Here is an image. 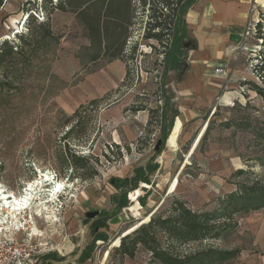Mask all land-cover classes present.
Returning <instances> with one entry per match:
<instances>
[{
  "label": "rangeland",
  "instance_id": "1",
  "mask_svg": "<svg viewBox=\"0 0 264 264\" xmlns=\"http://www.w3.org/2000/svg\"><path fill=\"white\" fill-rule=\"evenodd\" d=\"M257 3L261 8L256 24L264 20L260 17L264 0ZM53 8L44 0H2L0 7V47L4 41L21 44L16 33L32 37L24 54L15 55L0 70V189L20 199L43 173L49 178L43 188L46 192L40 194L44 202L53 199L52 190L61 186L51 206L57 221L34 217L27 210L18 217H26L20 236L4 232L19 240L32 235L31 215L40 231L33 240L45 257L68 252L70 258L80 256L93 241L92 225L97 219L90 220L86 214L111 215L114 211L116 190L110 181L131 180L137 169L152 162L158 169L149 176L151 184L141 182L128 196L129 207L99 230L108 241L96 243L88 264H157L141 246L133 259L122 258L112 246L153 212V216L168 217L177 201L192 211L211 213L240 185L242 189L264 186V102L245 85L259 83L252 64L261 41L254 35L244 37L225 76L221 75L223 87L213 94L212 84L202 83L194 89L186 82V49L178 67L166 61L167 38L174 35L170 22L163 43L147 39L151 20L138 9L126 48L129 53L137 47L133 59L108 62L102 57L93 63L94 51L84 26L75 14ZM37 10L41 15L35 18ZM28 15L36 21L29 23ZM48 17L54 37L49 45L39 39V25ZM5 33L13 37L5 40ZM127 66L130 77L123 85ZM101 99L98 106L82 110L68 122L80 106ZM168 99L180 111L183 128L177 150L166 156L167 140L157 157L155 148L163 139L161 116ZM76 124L80 126L77 131L66 136ZM68 145L70 155L92 157L90 164L96 171L92 179L68 181L76 172L64 171L59 163ZM239 171L243 174L236 176ZM93 174L92 170L85 172L86 177ZM175 181L177 187L172 190ZM131 206L138 210L137 217ZM234 220L237 227L228 236L182 246L170 243L171 252L189 256L209 248L222 253L239 251L227 262L213 264H264V252L256 246L258 240L264 244V210L240 214ZM157 237L166 248L164 236L159 232Z\"/></svg>",
  "mask_w": 264,
  "mask_h": 264
},
{
  "label": "trees",
  "instance_id": "2",
  "mask_svg": "<svg viewBox=\"0 0 264 264\" xmlns=\"http://www.w3.org/2000/svg\"><path fill=\"white\" fill-rule=\"evenodd\" d=\"M51 3L54 10L62 12H71L76 15L78 20L87 31L90 41V48L94 51L92 62L95 63L99 59L107 58L108 62L115 60L130 61L136 52L137 47H134L129 53L126 51L127 43L131 37V28L134 25L133 20L137 10L142 13H148L149 34L147 39H155L163 43L166 35L167 23L171 25V30L174 35H168L166 47L169 51L165 52L166 61L171 67H178L180 58L187 44L186 28L184 25V16L187 11L196 3L197 0H58L55 4L53 0H44ZM2 0H0V7ZM44 9V8H42ZM47 7H45V10ZM164 10L168 13L165 14ZM41 13L37 10L34 12V17L38 18ZM29 16L27 21L33 23L36 19ZM264 19V14L261 15ZM26 21V23H27ZM25 23V24H26ZM264 20L256 24V36L261 41V49L259 50L255 61L252 64L253 74L258 79L259 83L247 82L251 90L264 102ZM39 39L42 42L51 44L53 34L49 17L45 23L39 25ZM157 33H151L155 32ZM21 44L9 45L8 42L0 47V70L5 68L6 62L13 59L15 55H23L24 48L31 46V36L26 37L25 34L18 33ZM23 44V45H22ZM130 69L126 67V77L124 83L130 77ZM1 85V83H0ZM104 99L93 100L87 106H80L74 115L68 119V122L78 118L82 110H87L89 107L98 106ZM180 115L177 108H173L171 101H166L165 109L162 112L163 134L162 146L157 151V157L163 151L168 140V134L173 126V121ZM80 122V121H79ZM79 125L70 127L66 136L74 134ZM69 153V154H68ZM68 154V155H67ZM59 163L64 171L72 169L76 172L67 179H92L96 175L95 169L91 166L92 157H82L76 154L70 155V146L68 145L66 154L60 156ZM158 169V165H153L150 162L145 168L137 169L135 177L131 180L112 179L110 184L116 190L112 196L114 211L111 215L102 212L92 225L94 234L93 241L88 245L79 257V261L84 263L88 261L95 250V245L98 242L106 243L108 237L105 233H99L101 228L107 227L109 220L117 217L124 209L129 207L128 196L139 187L141 182L150 185L149 176ZM92 170L93 175L86 177L85 172ZM243 174V171L236 173ZM238 191L227 195L220 202V207L214 212H195L189 209L182 201H177L173 204L171 214L168 217L152 216L150 221L138 228L133 233L123 237L115 253L122 258L128 257L133 259L136 255L138 247L141 246L151 254V259L157 264H213L215 262L224 263L232 259L239 251L234 252H218L213 248L198 252L189 256H178L171 252L173 249L170 245H186L191 243H202L210 240H219L230 233L236 227L234 217L240 214H251L264 210V186L254 184L245 187H238ZM161 233L167 244L166 248H162L157 237V233ZM230 258V259H229Z\"/></svg>",
  "mask_w": 264,
  "mask_h": 264
},
{
  "label": "crops",
  "instance_id": "3",
  "mask_svg": "<svg viewBox=\"0 0 264 264\" xmlns=\"http://www.w3.org/2000/svg\"><path fill=\"white\" fill-rule=\"evenodd\" d=\"M258 8L261 6L257 0L196 1L184 16L186 41L190 43L189 48H185L188 84L195 89L207 82L213 85V94L221 90L223 77L216 71H227L235 49L245 42L246 28L259 15ZM17 235L21 233L17 232ZM256 246L264 252L262 240H258ZM79 257L70 258V252L44 255L38 264H88L91 259L82 263Z\"/></svg>",
  "mask_w": 264,
  "mask_h": 264
},
{
  "label": "bare ground",
  "instance_id": "4",
  "mask_svg": "<svg viewBox=\"0 0 264 264\" xmlns=\"http://www.w3.org/2000/svg\"><path fill=\"white\" fill-rule=\"evenodd\" d=\"M12 37H13L12 33L10 34L5 33L3 35V38H5V40H9ZM182 128H183V122L181 118H178L175 125L173 126L172 132L168 139L167 147L165 150L166 156L167 154H171L177 150ZM48 181H49L48 176L43 173H40V178L37 181L29 184L28 188L25 191V194L20 199H18L13 194L7 193L6 191H4V189L3 190L0 189V231L3 234H5L4 231H6L14 235L16 233L17 236V232H21L22 230L21 225L18 224V217L25 214L27 210H32L34 217L42 218L43 216H47L50 219L57 221L56 217H54L55 214L51 206L55 205V202H57V199H55V197L57 196V193L60 192L61 186H58V189L56 191L52 190L53 192H51V194L53 193L52 196L53 199H49L43 202L42 199L40 198V194L46 192V190H43V188L45 187V184ZM176 182L177 181L173 183L172 190L177 187ZM130 210L132 211L134 216L137 217L139 215V212L135 208V206H131ZM3 212H6L8 216L5 217ZM154 213L155 212L150 214V216L148 215V217H145L144 219L139 221L138 224L134 226L133 231L138 229L140 225L147 224L152 218ZM11 219L12 222L9 221ZM29 219H30V224L32 225L31 226L32 236L37 237L40 231L37 228V226L34 224V221L31 220V215ZM14 221H17V223L15 224ZM128 233L129 232H126L122 237H125L130 234ZM122 237L118 238L114 242L112 247H118V244H120L121 242L120 240L122 239Z\"/></svg>",
  "mask_w": 264,
  "mask_h": 264
},
{
  "label": "built area",
  "instance_id": "5",
  "mask_svg": "<svg viewBox=\"0 0 264 264\" xmlns=\"http://www.w3.org/2000/svg\"><path fill=\"white\" fill-rule=\"evenodd\" d=\"M255 21L249 23L244 37H251L256 32ZM217 73L225 76V71H216ZM26 221V217L23 220H18V224H22ZM32 235H28L24 239H17L15 236L10 237L6 233L3 234L0 231V264H38L41 256L46 253L38 250V246L35 244Z\"/></svg>",
  "mask_w": 264,
  "mask_h": 264
},
{
  "label": "water",
  "instance_id": "6",
  "mask_svg": "<svg viewBox=\"0 0 264 264\" xmlns=\"http://www.w3.org/2000/svg\"><path fill=\"white\" fill-rule=\"evenodd\" d=\"M189 46H190V43H187V44L185 45V48L188 49ZM176 121H177V119H176ZM176 121H175V123H176ZM175 123H174V125H175ZM161 146H162V141H159L158 144H157V146H156V148H155V150H156V151H159L160 148H161ZM99 215H100V212H88V213L86 214V217H87L88 219H90V220H94V219L98 218ZM143 225H145V224L140 225L138 228H140V227L143 226ZM136 230H137V229H136ZM133 232H134V231H133ZM122 238H123V237H122ZM120 241H121V240H120Z\"/></svg>",
  "mask_w": 264,
  "mask_h": 264
}]
</instances>
